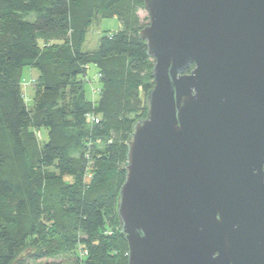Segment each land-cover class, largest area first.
<instances>
[{"label": "water", "instance_id": "water-1", "mask_svg": "<svg viewBox=\"0 0 264 264\" xmlns=\"http://www.w3.org/2000/svg\"><path fill=\"white\" fill-rule=\"evenodd\" d=\"M143 6L153 86L117 196L127 264H264V0Z\"/></svg>", "mask_w": 264, "mask_h": 264}, {"label": "trees", "instance_id": "trees-1", "mask_svg": "<svg viewBox=\"0 0 264 264\" xmlns=\"http://www.w3.org/2000/svg\"><path fill=\"white\" fill-rule=\"evenodd\" d=\"M134 1L144 8L143 0ZM127 2L0 0V264H15L29 238L51 232L70 248L83 242L81 264H127L117 196L126 141L146 114L153 86V59L137 34L147 23L122 27L123 16L130 17ZM94 14L121 19V30L103 34L95 50L85 51ZM90 64L100 82L95 101L86 98L82 83ZM26 70L35 72L39 93L22 90L35 80H22ZM96 141L103 152L93 161ZM107 218L119 226L112 236L103 233ZM36 243L27 258L54 255Z\"/></svg>", "mask_w": 264, "mask_h": 264}, {"label": "rangeland", "instance_id": "rangeland-1", "mask_svg": "<svg viewBox=\"0 0 264 264\" xmlns=\"http://www.w3.org/2000/svg\"><path fill=\"white\" fill-rule=\"evenodd\" d=\"M134 2V0H128V2L124 4L126 12L130 13V17L123 16L124 18H127V24L123 23L122 27H126L128 31V28H131L132 26L136 28L139 24L148 23L149 21L147 11L139 4H135ZM136 18L138 20L137 22ZM120 21L121 19H118L115 16L101 18L100 15L94 14L92 21L87 27L85 41L83 43L82 48L85 51L95 50L98 46L99 39L103 34L109 35L110 33L121 30L122 22L120 23ZM34 73L35 72L32 70L24 71L22 80L28 81L34 76ZM33 79L35 80H31L30 85H22V90L25 92L26 95L32 94V92L36 91V89L39 93V83L38 80H36V76L35 78L33 77ZM82 83H84L86 98L92 101L98 99V89L100 88V82L98 79L97 68L95 65L90 64L87 66L85 78H82ZM131 117H133V115H131ZM37 134L38 138L41 140L45 137V130L42 128L38 129ZM117 139L118 142H122L121 139ZM92 144L93 146H91L93 149H91V156L93 161H95L96 157H98V155L103 152V144L98 141L93 142ZM93 170L94 166L91 164L86 172L87 176L84 178L85 182L89 180ZM66 179L71 180L70 177H67ZM51 223V221H47V224H45L48 225V227L46 226L47 229L51 227ZM118 229L119 226L116 225V223H114L112 219L107 218V223L103 229V233L112 236L114 232H117ZM36 242L40 243V247H48V249H50L54 253V255L51 257L39 258L35 260L36 262L27 258V255L29 254L28 251L33 249L36 250ZM83 245V242L79 241L73 247L70 248L68 245L64 244L61 239L53 235L52 232L48 234L41 233L40 236L31 237L26 241L25 247H23L21 252L17 255L15 264H81L85 257V252H83ZM113 253H115V251H113Z\"/></svg>", "mask_w": 264, "mask_h": 264}, {"label": "built area", "instance_id": "built-area-1", "mask_svg": "<svg viewBox=\"0 0 264 264\" xmlns=\"http://www.w3.org/2000/svg\"><path fill=\"white\" fill-rule=\"evenodd\" d=\"M88 117L90 118L91 121L98 122V118H96L95 116L88 115Z\"/></svg>", "mask_w": 264, "mask_h": 264}, {"label": "flooded vegetation", "instance_id": "flooded-vegetation-1", "mask_svg": "<svg viewBox=\"0 0 264 264\" xmlns=\"http://www.w3.org/2000/svg\"><path fill=\"white\" fill-rule=\"evenodd\" d=\"M189 67H190V66H189ZM193 67H194V66H193ZM190 70H191V69H190ZM190 70L187 69V72H190ZM263 170H264V167H263ZM215 254H217V252H216Z\"/></svg>", "mask_w": 264, "mask_h": 264}]
</instances>
